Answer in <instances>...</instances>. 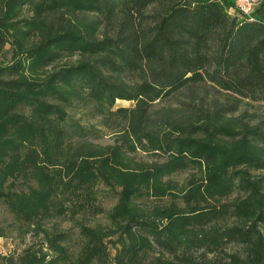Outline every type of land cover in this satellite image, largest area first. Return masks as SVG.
<instances>
[{
  "label": "trees",
  "instance_id": "obj_1",
  "mask_svg": "<svg viewBox=\"0 0 264 264\" xmlns=\"http://www.w3.org/2000/svg\"><path fill=\"white\" fill-rule=\"evenodd\" d=\"M260 3L0 0V264H264V116L192 98L264 107Z\"/></svg>",
  "mask_w": 264,
  "mask_h": 264
},
{
  "label": "rangeland",
  "instance_id": "obj_2",
  "mask_svg": "<svg viewBox=\"0 0 264 264\" xmlns=\"http://www.w3.org/2000/svg\"><path fill=\"white\" fill-rule=\"evenodd\" d=\"M87 18L90 20L97 19V17L94 15H88ZM105 29L106 28L102 24L100 25L99 32H102ZM192 98L196 102L202 101L207 106L216 107V108H220L223 106L230 107L235 104L236 105L235 107L238 108V110L234 113V117H237L239 114H241L244 111H247L249 115L251 114L253 115V113H255L259 117L264 116V107L260 105H256V104H254L253 106H249L244 101H239L237 103L235 99L232 98L231 96L224 94V93L221 94V93L214 92L210 88L195 89L193 92ZM181 101L187 102L188 99L185 98L183 94H181V95H178V97L175 99L164 100L160 103H156L153 108L160 110V109H164L165 107H171V106H176V105L181 106L180 104H178ZM132 105L133 104L131 102L119 100L115 103L114 107L115 108L131 107ZM77 119H79V116H75L73 118L74 121ZM92 122H93V125L100 131L99 133L91 132L90 135L86 137L88 141H92L95 144L103 145V146H105L106 144H114L116 142L117 137H116L115 132H113V130H110L107 128L103 129V127L98 126L97 125L98 120L92 121ZM75 139L76 137L74 138V140ZM254 174L264 175V173H260V172H255ZM182 177L177 178L176 180L180 181ZM98 200L102 203L106 211L107 209L111 208L115 204V200L109 188H104L103 186L99 187ZM95 223L104 224L105 223L104 217L103 216L96 217L94 220H92V224H95ZM13 225L14 224H13L11 216L8 214L5 208H3L0 205V232L4 234L3 237H0V253H8L14 249L21 247V245L19 244V241L16 239L15 235L11 232V230L13 229ZM62 228H65V229L69 228V225L63 224ZM71 234H72V238L74 242L77 243L78 241L77 231L71 230Z\"/></svg>",
  "mask_w": 264,
  "mask_h": 264
},
{
  "label": "built area",
  "instance_id": "obj_3",
  "mask_svg": "<svg viewBox=\"0 0 264 264\" xmlns=\"http://www.w3.org/2000/svg\"><path fill=\"white\" fill-rule=\"evenodd\" d=\"M262 0H232L234 10L237 14L245 17H251Z\"/></svg>",
  "mask_w": 264,
  "mask_h": 264
}]
</instances>
